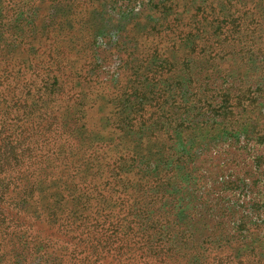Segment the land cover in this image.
I'll use <instances>...</instances> for the list:
<instances>
[{"label": "trees", "instance_id": "trees-1", "mask_svg": "<svg viewBox=\"0 0 264 264\" xmlns=\"http://www.w3.org/2000/svg\"><path fill=\"white\" fill-rule=\"evenodd\" d=\"M35 1L0 0V264H162V254L150 249L171 233L172 221L167 211L150 214L139 199L127 198V188L141 180L130 172L141 156L122 137L159 120L154 107L165 93L148 91L147 98L143 85L101 80L90 46L94 39L78 35L77 46H90L83 59L65 39L78 34L75 28L58 32L54 22H46L36 30ZM191 3H196L197 25L187 29L178 15ZM161 5L163 30L145 35L153 55L164 56L162 40L182 33L198 37L192 46L211 53L230 44L235 33L243 52L264 48V0H165ZM25 12L27 18L19 20ZM210 21H217L215 30ZM165 60H158L163 69L174 65ZM145 63L137 68L140 79ZM69 112L73 132L52 134ZM102 118L105 127L95 122Z\"/></svg>", "mask_w": 264, "mask_h": 264}, {"label": "rangeland", "instance_id": "rangeland-1", "mask_svg": "<svg viewBox=\"0 0 264 264\" xmlns=\"http://www.w3.org/2000/svg\"><path fill=\"white\" fill-rule=\"evenodd\" d=\"M164 1L36 0L32 20L36 30L46 22H54L58 32L75 28L78 34L65 39L83 59L88 58L90 53H85L91 46L101 80L115 86L120 82L143 85L147 98L151 96L148 91L165 93L160 106L154 107L159 120L151 119L139 132L122 137L141 156L136 168L130 170L132 178L141 180L127 188V198L139 199V207L150 214L167 211L172 221L171 233L152 242L150 252L162 254V264H261L264 48L255 54L243 52L239 33H235L229 37L235 45L224 43L211 53L195 49L192 41L198 37L182 33L162 40L164 56L153 55L145 35L163 30ZM194 4L178 15L187 29L197 25L192 15ZM20 15L19 20L27 18L28 12ZM216 26L217 21H210L213 30ZM79 34L94 39L92 45L77 46ZM148 54L146 61L143 57ZM166 57L174 65L163 69L165 64L158 65V60ZM143 62L146 71L140 79L137 68ZM31 103L35 108L40 105L35 100ZM134 103L127 104L128 112ZM111 109L108 104L107 110ZM38 116L36 111L33 120ZM71 119L69 112L52 134L73 132ZM95 122L107 125L105 118ZM44 140L46 144L50 141L48 137ZM144 174L148 176L143 178ZM131 187L134 189L129 190ZM156 194L162 195V200H156Z\"/></svg>", "mask_w": 264, "mask_h": 264}]
</instances>
